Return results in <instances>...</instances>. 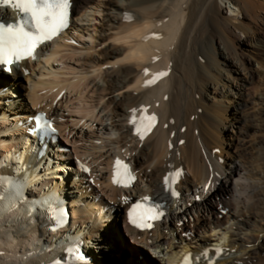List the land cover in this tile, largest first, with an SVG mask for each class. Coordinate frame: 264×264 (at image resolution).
<instances>
[{"label": "bare ground", "instance_id": "obj_1", "mask_svg": "<svg viewBox=\"0 0 264 264\" xmlns=\"http://www.w3.org/2000/svg\"><path fill=\"white\" fill-rule=\"evenodd\" d=\"M72 2L71 30L83 31V23L92 22L88 14L103 7L104 31L97 42L106 46L101 59L124 55V63L103 72L95 85L110 97L111 117L91 112L92 119L80 132L91 143L80 159L92 168L90 178L113 197L105 201L76 158L63 154L58 143L41 145L28 135L33 128L30 117L45 111L56 122L59 109L43 107L30 90L26 92L32 107L21 103L22 94L4 92L21 80L56 98L72 86L81 89L75 83H37L34 76L33 62L41 59L39 63L48 64L58 56L65 33L43 45L34 59L13 66L11 72L0 70L5 106L0 108V128L12 125L19 132L7 135L23 134L3 149L6 157L0 160V202L10 193V183L13 188L15 181L23 184L13 210L0 215V229L5 232L0 231V252L11 249L16 256L19 246L24 262L10 264H54L64 258L71 244L67 242L73 240L82 245L88 259L67 264L112 260L182 264L189 254L208 250L215 255L216 248L227 258L215 264H264V84L259 86L264 70L254 67L258 63L264 69L259 61L264 55V20L251 18L254 4L228 0L238 9L239 17H234L219 0H107L103 6L94 0ZM20 16L10 7H0V22H16ZM159 72L168 75L146 87L152 74ZM133 115L157 117L143 140L134 135ZM256 137L260 149L254 155L250 147ZM43 148L48 151L42 155ZM117 160L131 165L135 184L115 185ZM173 171L182 172L179 183L173 184L178 197L165 187V177ZM144 197L167 204L165 216L148 230L136 228L128 219L132 204ZM48 200L69 211L72 225L50 230L53 225L44 204ZM80 215L86 220L80 221ZM107 240L120 254L106 250ZM144 249L162 257L146 260Z\"/></svg>", "mask_w": 264, "mask_h": 264}, {"label": "rangeland", "instance_id": "obj_2", "mask_svg": "<svg viewBox=\"0 0 264 264\" xmlns=\"http://www.w3.org/2000/svg\"><path fill=\"white\" fill-rule=\"evenodd\" d=\"M94 1L95 3H100L103 6L107 0H94ZM246 1L254 4L255 7L251 10L252 12L250 11L251 18L256 22L264 20V1L262 2L260 0L258 1L246 0ZM219 4L223 9H225V12L228 15L239 17L238 9L232 3L228 2V0H219ZM99 10L100 12H94V14L90 16L88 14V17H90L89 19L92 22L90 23L84 22L83 25L85 28L83 29V31L71 30L70 28L66 32L67 35L66 40L62 42V45H65L64 46L65 48L63 47L60 51V54L54 57V59L50 63L47 64V62L43 60L40 61L41 63H39V60L41 59H36L33 62V70L35 72L34 76L35 79L37 77L36 79L37 83H39V80L42 83L43 81L44 82L57 81L62 84L64 83L63 85H67V86L71 85V83L73 84L75 83L74 85L76 87L77 85H82V88L84 90L82 88L76 89L73 88L72 86V88L70 87V89L65 90L61 94L62 96L56 98V96L50 93L47 89L46 91L45 88L41 86L32 89L29 87L30 85H28L29 84L28 81L21 80L20 82L18 81L17 84L18 87L10 86L4 91V92L6 91L15 92L16 95L22 94L23 98L21 99V103H24L32 107L33 105L32 100L27 96L28 92H26L30 90L36 93V97L40 99L43 107H49V108L53 107L54 109L57 110L59 109L58 111L59 118L56 121L57 126L60 127L58 144L61 146V150L63 154H65L66 156L69 155V157L76 159L82 158L83 154L86 153L85 151L86 147L91 146V143L85 142L86 140H84V138L80 134L81 130L84 128L85 123L89 122L92 119V115H90L89 113L92 112V114L94 115L96 114L97 116L100 112L101 113L103 112V115L105 114L107 116L106 119L109 118V115L111 117L112 114V107L110 105V102L108 101L110 97L103 88L102 89L97 88L95 87V85L101 80L102 78L101 75H103L102 74L103 72L108 71L110 69H117L124 63L123 62L124 55L115 58L113 57L111 59H105V58L101 59V55L104 54V48L106 46L105 47L97 46L98 44L97 42L100 39L99 36L104 31V26H103L104 23L102 20L104 18V11H103L104 8L101 7V9ZM253 12L255 14H253ZM89 35H92L94 40H92L89 37ZM259 61L261 63L264 62V55L259 56ZM254 67L256 70H261V71L264 70L262 66L258 63H255ZM259 67L262 69H260ZM262 81L264 82V78L260 79L261 84L259 83L260 84L259 86H262L264 84ZM84 84L86 87L84 86ZM2 94H0V108L5 107L3 106L4 104H1L2 102L1 96H3ZM64 94H66L65 97H63ZM38 109H40V107H38ZM107 123L110 125L111 121L108 120ZM1 128H0V141L3 142L0 144V160L6 157L5 156L6 153L4 152L3 149L5 147H8L10 144L14 143L13 138L16 139V138H21L23 136V134L14 135L15 137L7 135L10 133H12L13 135V133L19 132L18 128L12 125L8 126L7 128H5V126ZM252 142L253 145L252 147H250V149L251 152L253 151L252 153L255 155L260 149L258 145V137H256ZM115 147L118 153L120 146L116 144ZM235 150H236L235 148L232 149V151ZM234 155L236 154L234 153ZM185 171L187 175L192 180H194L195 177L193 175V172L191 171L190 168H188V166L185 167ZM88 182L92 187L98 189L99 191L98 193H100V196H102L105 201L109 202L112 200L113 197L112 193H109L107 190L103 189V187L98 186L94 182V178H92V181L91 179H89ZM72 220L73 218L70 214L71 225L73 222ZM79 220L85 221L86 218L84 216L81 217L80 215ZM0 231H2V233L5 234L3 229L2 230L0 229ZM124 240L129 243V239L126 236H124ZM30 243L33 244V242ZM105 246L107 247L106 250H108L109 253H113L114 255L120 254L117 248L115 247L114 242L112 241L110 242L107 240L105 242ZM18 248L17 250L19 254L18 253L17 254L19 256L18 255L12 256L14 255V252H12L11 249L10 252L8 251V253L6 254L0 252V264H10L11 262H13V260L17 262H24L23 259L25 258V256L24 254L21 253L22 251H20ZM24 248L31 249L29 245L26 246L24 245ZM144 254L145 256L143 258H145L146 260L148 259L151 262L155 261L159 257H162V254L152 253L145 249H144ZM110 264H121V263L112 260Z\"/></svg>", "mask_w": 264, "mask_h": 264}, {"label": "snow or ice", "instance_id": "obj_3", "mask_svg": "<svg viewBox=\"0 0 264 264\" xmlns=\"http://www.w3.org/2000/svg\"><path fill=\"white\" fill-rule=\"evenodd\" d=\"M0 7H10L18 11L21 16L14 23L5 24L0 22V66H8L18 63L26 58H35V50L37 46L51 41L67 26L69 0H0ZM129 17L126 15V19ZM144 74L149 75L148 69L144 70ZM153 79L146 81L145 86L156 83L159 78L167 76V72H159L152 74ZM136 110H133L135 113ZM144 111V110H142ZM36 129L43 131L55 132L51 128L50 122L47 121L43 114L35 117ZM157 117L155 115H142L139 120L133 118L131 123L136 126V134L144 139L145 134L152 129ZM182 175L179 171H173L169 176L165 177V187L173 197H178L179 193L174 189L173 184L178 177ZM133 179L127 165H123L119 160L116 162V174L114 183L120 186H128V182ZM199 199V197H196ZM2 199V197H0ZM145 202L148 201L144 197ZM162 205L136 203L128 211V219L130 224L139 227H149L151 224L163 216ZM63 209L53 202L49 205V221L53 225L52 231L62 227L65 221ZM74 252V249H69ZM221 250L216 248L213 254H219ZM74 259H82L75 257ZM207 259L209 264H215L211 261L208 250H203L195 256L189 254L186 256L182 264H199L201 260ZM56 264V262H54Z\"/></svg>", "mask_w": 264, "mask_h": 264}, {"label": "clouds", "instance_id": "obj_4", "mask_svg": "<svg viewBox=\"0 0 264 264\" xmlns=\"http://www.w3.org/2000/svg\"><path fill=\"white\" fill-rule=\"evenodd\" d=\"M11 188L10 193H6L3 202H0V215L11 212L13 210V203L16 198L21 195L22 182L15 181L14 188L11 183L8 185Z\"/></svg>", "mask_w": 264, "mask_h": 264}]
</instances>
